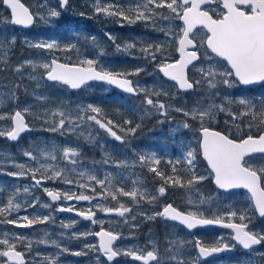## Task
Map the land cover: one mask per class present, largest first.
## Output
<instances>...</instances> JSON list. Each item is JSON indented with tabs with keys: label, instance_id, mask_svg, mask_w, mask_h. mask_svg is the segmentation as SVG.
Listing matches in <instances>:
<instances>
[{
	"label": "rangeland",
	"instance_id": "374dc122",
	"mask_svg": "<svg viewBox=\"0 0 264 264\" xmlns=\"http://www.w3.org/2000/svg\"><path fill=\"white\" fill-rule=\"evenodd\" d=\"M26 4L32 11L37 9V6L44 3L45 0H25ZM49 8L59 9V0H46ZM101 4L114 3L115 0H100ZM128 0H121V4H127ZM93 0H69V5L60 11L59 17H52L46 21L38 20L35 25L30 29H19L13 25H4L0 27V41H3L4 48L0 49V54L5 56V61L0 62V65L5 69L8 74L7 79L0 83V115L11 114L15 110L23 109L26 106H31L30 114L25 117L28 119L31 126V130L18 142H11L7 137H0V173L17 171L13 167V163L23 164L25 167L37 168L39 164H53L61 169H64V176L62 179H43V182L39 186L33 187V180L31 176H23L20 178H14L8 175L0 174V204L6 201L7 197L12 194L14 189H19V193L16 195V203L21 204V210L14 212L8 219H15L18 216L23 217L25 215L32 218L33 216L51 215L52 219L46 224H37L30 229L17 228L12 225L0 223V234L3 233H16L26 236L28 239L37 241L44 238V233H48L49 239H55L62 247H68L69 252L59 256L58 264H108L102 260L98 251L89 250L87 255L75 256L72 252L81 251L84 244L98 245V241L94 235H88L86 238L79 240L71 239L73 234L80 235L82 233H93V227L107 228L113 232H122L125 228L136 229L139 228L137 220H142L143 223L147 220H154L156 222L159 216H155V213L161 212V209L165 206L167 200H174L177 205L181 206L185 210L199 211L207 217L214 218L216 215H222L224 212L231 209L240 210L239 214L245 215L250 218V223L253 222L252 218L255 216L253 212V204L248 192L240 190L235 191V194L224 193L216 190L214 193L205 199L204 203H200V196L191 190H183L179 196H175L170 192L169 195L159 196L156 189L147 186L144 177H141L136 168L145 166L147 169L151 165H137L135 167L116 168L114 162H120L128 160L131 164L133 161H137V153L152 152L156 153V157L161 160V163L156 166L157 171H161L166 175L164 171V165L166 161L172 160L175 163L180 160L181 163L177 164V171L181 167H185L183 163L182 153H186L189 148L196 150L195 146L199 144L200 136L199 130L193 129L191 123L185 120L186 117L181 112L176 111V108H184L190 110L198 105L215 102L220 103L221 97L228 96L233 100L240 97L254 98L256 100L264 99V84L255 87L254 91H248V89L242 88L238 83L231 88H225L222 85H218L220 96L214 97L210 100L207 96V85L202 83L200 90L192 93H180L177 86L163 79L160 73L157 71L158 65L161 62L159 56L157 60H152L146 55L141 54V49L148 47L149 45H163L165 47L164 56L169 58V62L177 59V45L170 38L165 36V32L160 29L173 31H179L182 27V22L178 20L166 21L158 19L153 26L151 23L137 22L135 24H128L126 21L114 18L106 17L103 14H96L93 11ZM222 10L218 8L217 11ZM165 16L169 15L166 9H160ZM83 13V15H81ZM40 15H45L44 11L40 12ZM0 18L10 19V15L7 14L6 8L0 3ZM111 19L117 25L113 27L109 25L105 20ZM109 34L115 38L110 40ZM205 30H200L198 35L203 36ZM15 37V43L9 44L10 38ZM92 37H95V44L92 43ZM51 41L55 40L61 46L66 44H75L79 49V55L73 51L64 53L62 51H55L53 54H48L40 49L33 48L30 45L38 43L39 41ZM20 43V45H18ZM134 45L133 48L126 51H118L117 45L121 49H125L126 45ZM102 50L103 55L98 58L100 69L103 67L106 70L123 73L125 77H131L134 79L137 89H144L140 93H145L150 96H157L156 93H160L167 101L163 102L168 111L167 115H172V112L184 116L177 120L173 118H167V115H161L159 112L152 110L148 105L142 106L137 100H131L128 96H122L121 94L114 92L113 88L106 84L91 83L86 85L79 92L73 93L67 86L60 85L58 83L49 82L47 80L39 81V88L37 87V80L30 79V75H37L41 77L44 75L42 68L33 70L31 67H25L20 73L14 71L15 67L21 64L25 60H33L37 63L42 62L45 58L48 60L52 58H58L66 63L75 62L77 59H94L97 58V52ZM202 59L201 63L196 67H208V63L205 60L204 53L209 56L212 54L208 49H201ZM176 54V56H175ZM70 57L71 60L65 58ZM213 67L219 73L226 72L230 67L228 64L213 57ZM142 69L138 74L137 69ZM192 70V76L195 75L196 79H200V75ZM6 75V74H5ZM191 76V77H192ZM12 77V78H11ZM218 79L220 77H217ZM231 79V78H230ZM19 87H16V86ZM17 89V90H16ZM17 91V92H16ZM19 92V93H18ZM15 93V97H13ZM167 93V95H164ZM46 97L45 100H38L37 97ZM156 100V99H155ZM99 107L102 112L98 118L104 120H112L114 124L119 125L120 128L127 132V127L124 126L125 120H131L132 124L128 127H135L137 124L139 127L136 129L134 135L130 138L125 136V143L111 138L103 129H100L95 124L82 125L76 132L68 131L66 134L62 132L50 131L49 123L45 121L49 118L44 116L46 110H55L60 107L63 111H70L74 115L76 109L80 105H88ZM226 107H231L234 112L243 111L239 105L233 103L231 106L225 104ZM162 117V121L166 125L161 124L157 127L158 134H145V132L136 137L144 128V121H150L153 117ZM248 118H245L247 121ZM194 121L192 119H189ZM227 120V124L225 121ZM198 122V121H196ZM223 122V126L226 127V133L228 128H233V134L235 130L232 121L224 113H219L216 117L214 124ZM162 123V122H161ZM183 123H188L190 127L185 129L182 127ZM199 123V122H198ZM253 123H256L255 121ZM239 127L242 129L245 127L244 123L238 122ZM208 125V124H206ZM11 121H0V129H10ZM258 127V125H257ZM120 135L121 131L117 128H113ZM241 134V133H238ZM85 144L96 146L103 159L98 164L94 162H82L80 160L81 151L85 148ZM55 146L58 151L56 152V160H44L39 159V164L33 162L28 157L24 156L25 151H32L33 155H38L41 149L45 151H51ZM65 148H74L79 152V156L76 158L77 163L75 165L64 160L62 157V150ZM109 161V162H108ZM264 162L261 157L257 156L253 161L254 164H260ZM169 170L172 171V166L169 165ZM84 172L85 175L81 176L80 173ZM210 170L201 171L199 174L207 177L202 182L213 178L209 174ZM87 174L95 175L98 179L110 178L112 186L108 188L109 191H113L116 188H124V191H131L133 188L138 190H145L150 196H155L156 199L151 203L150 199L146 197L140 199L139 202L133 203V201L126 196L117 195V199L113 200L107 192L103 197L98 194L103 190L99 184H93L87 180ZM43 176H50L51 171L38 172L36 174L37 179H41ZM64 179L71 180V184L64 183ZM144 181V182H143ZM81 184H90L95 187L97 199L91 201H68L63 199V196L57 204L51 202L47 197L44 189L57 191L60 193L67 192L69 194H85L92 196L94 193L90 188L85 189L79 187ZM27 186L30 188V193H24L23 189ZM107 187V184H106ZM204 188V187H203ZM205 193H207L205 191ZM37 199L38 203L35 208L27 207L25 205L30 203L33 199ZM191 199L192 203H189ZM123 204L125 207L132 209V212L126 214L125 217H119L115 213H104L99 210L98 205L106 208H115ZM43 205H49V207H42ZM197 205L199 207H197ZM61 206L81 208L85 211L91 209L95 213V220L102 223L85 222L78 218L64 214L63 211H57ZM154 216L153 219L148 217ZM135 217V219H133ZM133 220V221H132ZM227 220V219H226ZM234 220V219H233ZM231 220V221H233ZM70 228H63L62 224H72ZM127 221V222H125ZM161 221V220H160ZM23 222V221H21ZM165 223L164 221H161ZM244 222L248 223V220ZM259 228L263 232L264 222L258 224ZM152 228V227H149ZM169 234H171V241H177L176 247L181 252V257L187 264H258L254 262V258L245 256L241 259H235V256H224L219 259L209 260L205 263H200L192 255L189 254V247L185 244L194 240L205 241L208 246H216L224 241L227 244L232 245L233 234L228 231H209L207 233H194L188 234L182 232L179 226L176 224L167 225ZM257 230V229H256ZM258 231V230H257ZM63 237V239H61ZM157 239L154 230L150 231L143 240L154 242ZM179 241H183L182 245ZM175 247V248H176ZM118 248L121 250L128 249H141L138 246L136 239L133 235H125L118 243ZM19 250L25 251V254L29 261H32L36 253L40 254V257H36V264H40V258L44 256H53L57 249L50 244H37L33 243L32 251L29 253L24 245L18 247ZM264 253V249H261L250 256L255 258ZM97 256H100V260L97 261ZM263 256V255H262ZM4 258H0V264H3ZM204 262V261H203ZM47 264V262H45ZM113 264H134L131 260L120 261ZM170 264H174L171 262ZM259 264H264V259L259 261Z\"/></svg>",
	"mask_w": 264,
	"mask_h": 264
},
{
	"label": "snow or ice",
	"instance_id": "6c2138e0",
	"mask_svg": "<svg viewBox=\"0 0 264 264\" xmlns=\"http://www.w3.org/2000/svg\"><path fill=\"white\" fill-rule=\"evenodd\" d=\"M0 3L10 12V19L0 18V27L4 25L29 27L38 20L46 21L52 17H59L60 11L69 5V0H59L60 10L49 8L46 0L44 3L38 5L35 11L26 7L21 0H0ZM220 6H222V10L217 11ZM92 7L96 14L114 17L126 21L128 24L144 22L146 24L151 23L154 26L158 19L166 21L178 20L182 22V27H180L178 32L172 29H160V31L165 32L166 38L170 37L177 45L176 51L179 53V59L169 62V58L164 56L166 49L160 44L155 46L149 45L141 49V54L146 55L152 60H157L159 56L161 62L158 65V70L163 76L176 82L180 90L197 92L200 90L202 83H204L208 89L207 96L212 100L214 97L220 96L218 85L231 88L237 82L244 85L264 82V0H128L127 4H121V0L105 4H101L100 0H93ZM160 9H166L169 15L165 16L163 12L159 11ZM41 11H44L45 15H40ZM200 30H206L203 36L198 35ZM108 38L113 41L115 40L110 34ZM12 43H15L14 36L9 40V44ZM92 43L95 44V37H92ZM30 46L53 55L57 50L64 53L75 51L79 55V49H77L75 44L61 46L55 40H41ZM133 47L134 45L129 44L126 45L125 49H121L117 45V50L126 51ZM3 48L4 43L0 41V49ZM201 49H209L212 54V56H209L207 53L203 54L208 63V67L206 68L196 67L197 64L202 62ZM100 55H103L102 50L97 52V58L77 59V61L70 63H61L58 58L50 60L45 58L40 63L33 60H25L16 66L14 71L20 73L25 67H31L33 70L42 68L44 70L43 76L30 75V79L38 81V88L40 86L39 81L42 80L56 82L71 89H80L88 81H99L115 85L122 92L130 95H137L138 91H145L144 89L138 90L133 87L131 80L121 78L124 75L123 73L109 71L103 67L98 71V58ZM213 57L227 62L230 68L222 74L217 72L213 67ZM65 58L71 60L70 57ZM4 61L5 56L0 54V62ZM189 66H192V69L200 75V79H196L195 75L189 77ZM141 70L138 68L135 74H138ZM217 77L220 78L218 79ZM16 87L19 86L17 85ZM12 95L15 97V93ZM156 95L159 96L160 93H156ZM164 95H167V93H164ZM37 99L43 101L46 97L40 96ZM221 101L220 103L213 101L202 106L198 105L190 110H185L184 108H176L175 110L200 123V152L210 166L209 174L214 176V183L217 189L223 190L226 193L239 188L247 189L251 193L254 207L258 210L259 215L264 217V186H262L264 184V162L260 164L253 163L257 156L264 160V99L256 100L254 98L240 97L233 100L231 97L224 96L221 97ZM144 103L161 115H167L168 109L166 105L159 100L154 101L153 96L146 95ZM233 103L239 105L244 110L234 112L231 110V107L225 106V104L231 106ZM30 107L26 106L23 109L15 110L11 114L0 115V121H11L10 129H0V137H7L12 141H16L21 133L30 131L31 129L25 120V116L30 114ZM101 112V108L88 104L78 106L75 115L70 111L61 110L60 107L55 110H46L43 115L49 118L45 122L49 123L50 127L48 130L50 131H60L62 134H66L68 131H78L82 125L95 124L100 129H103L111 138L122 144L126 142L125 136L134 135L136 129L139 127L138 124L135 127H128L132 124V121L125 120L124 126L127 127V132H124L112 120L105 122L98 118ZM219 113H224L229 117L233 126H235V132L242 134L237 138H230L233 134V128H228V134H224L206 126V124L215 122ZM245 118H248L247 121H245ZM254 121L256 123H253ZM238 122L244 123L245 127L241 129ZM225 123L227 124V120ZM114 127L121 131L120 135L117 134V131L113 130ZM182 127L188 129L190 125L183 123ZM254 131L256 132L255 135L252 134ZM57 151L58 149L53 146L51 151L41 149L38 155H33L32 151H25L23 155L39 164L40 158L55 161ZM78 156L79 152L74 148L62 150L63 159L73 165L78 162L76 159ZM136 156L138 160L133 161L131 164L128 160H124L114 162V166L116 168L127 169L135 167L137 163L139 165H151L148 170L164 179V186L156 189L159 196L165 195L168 185L179 188L187 187L190 191H198V189H195V186L207 179L204 175H197V155L195 150L191 148L186 153H182L183 163L190 174V178L187 180H184L183 176L177 173L176 165L181 163L180 160H177L175 163L172 160L166 161L167 164L172 166V175L165 177L163 172L157 171L156 166L161 163V160L156 157L154 151L137 153ZM13 167L17 171L0 174L14 178L31 176L33 187L41 185L42 180L45 178L62 179L64 176V169L53 164H39V167L33 169L25 167L23 164L13 163ZM49 170L51 171L50 176L45 177L42 175L41 179L36 178L38 172H47ZM80 175L84 176L85 173L82 172ZM87 180L101 186L103 191L98 194L100 197H103L104 193L107 192L113 200H116L119 194L129 197L133 203H138V197L144 199L150 196L145 190L135 188L131 191H124V188L121 187L109 191L108 188L112 186V181L108 177L98 179L95 175L87 174ZM64 183L71 184L72 181L64 179ZM79 187L90 188L94 195L60 193L47 188L44 189V192H46L52 201H58L62 196L63 199L68 201H91L97 199L95 187H92L90 184H81ZM2 190L0 189V191ZM19 191L18 188L14 189L6 201L0 204V223L6 222L8 225L17 228H32L37 224L49 223L52 219L51 215L42 217L36 215L32 218L25 215L23 217L18 216L15 219L7 218L12 213L21 210V204L14 202ZM23 191L24 193H30L31 190L25 186ZM155 199V196H150L148 202L151 203ZM204 202L205 199L201 197L200 203ZM37 203L38 200L34 198L30 203L25 205V210L27 207L35 208ZM189 203H192L191 199H189ZM42 207L47 208L49 205H43ZM98 207L101 212L115 213L119 217H125L126 214L132 212L131 208L125 207L123 204L115 208H106L100 205ZM197 207L199 206L197 205ZM57 211L73 212L74 209L72 207L66 208L61 206ZM239 211L229 208L222 215H216L214 218L208 219L204 217L202 212L189 211L185 213L174 208L172 204H167L164 206L162 212L155 213L154 215L171 221H178L180 224L186 226L187 229H193L197 226L219 225L234 230L233 240L235 243L232 245L222 243L219 247H204L201 246L199 241H196L198 256L209 257L220 252L231 251L236 247L237 243L245 250H253L254 246L264 245V233L250 230V218H247L243 214L238 215ZM76 215L92 223H102L94 219L95 213L91 209L88 211H78ZM153 218L154 216L148 217V219ZM234 218H238L241 223H225L226 219L231 221ZM245 220H248V223L244 222ZM74 223L75 221L72 224H62V227L70 228ZM88 235L98 237L99 244H84L81 251L72 252V255L83 256L87 255L89 250H94L102 253L108 264H111L118 256H128L133 260L143 262V264H165V258L158 255V249L155 245L152 246V250L146 252L141 249L121 250L114 248V242L121 239V236L119 233L113 231L101 229V231L94 234H73L71 239L79 240L86 238ZM33 243L50 244L57 249V252L53 256L40 258V264H45V262L47 264H58L59 256L69 252L68 247H62L57 240L49 239L46 232L44 233V238L37 241L30 240L26 236L16 233H3L0 234V258H4L3 264H36L35 258L40 257L39 253H36L33 260L29 261L25 258V251L18 250L20 245H24L30 253ZM171 243L176 245L177 241H172ZM183 243V241H179L180 245ZM261 255H264V253ZM179 257H181V252L178 247L171 250L168 254V260L174 262V264H187L184 259ZM96 259L99 261L100 256H97Z\"/></svg>",
	"mask_w": 264,
	"mask_h": 264
},
{
	"label": "flooded vegetation",
	"instance_id": "af4514ba",
	"mask_svg": "<svg viewBox=\"0 0 264 264\" xmlns=\"http://www.w3.org/2000/svg\"><path fill=\"white\" fill-rule=\"evenodd\" d=\"M220 8L222 9V6H220ZM215 17V16H214ZM216 18V17H215ZM209 51V50H208ZM210 52V51H209ZM211 53V52H210ZM201 57H202V53H201ZM258 86H260V85H258ZM254 89H255V87H253V88H250V89H248V91H254ZM187 119H191V118H186L185 120L187 121ZM28 120V119H27ZM30 125V124H29ZM213 128V127H212ZM30 129H31V126H30ZM86 145H88V144H85V147H86ZM91 147H93V149H92V156H93V160H91V161H87V162H94V161H97L98 162V164L99 163H101V160L103 159V157L101 156V154H100V152H99V149L96 147V146H93V145H90ZM94 148L96 149V151L94 150ZM85 149V148H84ZM83 149V150H84ZM82 150V151H83ZM81 151V152H82ZM195 152H196V155H197V163H196V173H197V175H200L199 173L201 172V171H206L207 172V170H210L209 169V166H208V164H207V162L203 159V157H202V153L200 152V149H196L195 150ZM96 158V159H95ZM83 162V161H82ZM109 162V161H108ZM142 167H145V166H142ZM142 167H139V169H141ZM147 168V167H146ZM164 171L165 172H167L166 173V175H165V177L166 176H169V175H172V171H170L169 170V166H168V164H165L164 165ZM161 172V171H160ZM177 173L178 174H180V175H182L183 176V178H184V180H187L188 178H190V174L187 172V169H186V167H181L178 171H177ZM140 176L141 177H144V176H142L141 174H140ZM154 177L157 179L156 180V183H158L157 184V186L156 185H153V184H151L152 183V181L150 180V179H148V178H146V177H144L145 179H147V181H146V185H148V186H150V187H152V188H154V189H158L159 187H161V186H164V179L161 177V176H157L156 174H154ZM144 182V181H143ZM43 183H45V181L43 182ZM208 183V180L207 181H205V182H201V183H199V184H197L196 186H195V189H198V191H195V190H192L195 194H196V196H200V197H203L204 199H206L208 196H207V193H205V191L207 192V190H206V184ZM263 186H264V184H262ZM204 187V188H203ZM178 188L179 187H172L171 185H168L167 186V190H166V195H169V193L171 192H173L174 193V195L175 196H179V194H181V192L183 191V190H189L187 187H185V188H181V190H178ZM238 191H240V190H238ZM243 191H245V190H243ZM216 192H217V190H216ZM247 192V191H246ZM231 194H235V191H233V192H231ZM249 194V193H248ZM250 195V194H249ZM250 198H251V195H250ZM251 201H252V198H251ZM165 205H167V204H172V205H174L175 207H177V208H179L180 210H183V211H187V212H189V210H185L184 208H182L181 206H179V205H177L176 204V202L174 201V200H167L165 203H164ZM252 204H253V202H252ZM73 209H76L77 211H85L84 209H81V208H73ZM162 210H163V208L161 209V212H162ZM253 212H254V217L252 218V221L253 222H251V223H249V229L250 230H253V231H255V232H259V233H264V228H262L263 229V232L261 231V229L259 228V226H258V224H262L263 222H264V217L263 218H260V217H258L257 216V214H256V212H255V209H254V206H253ZM67 215H69V214H67ZM69 216H72V215H69ZM96 216V215H95ZM72 217H75V218H78V219H80V220H82V221H85V222H90V221H88V220H86V219H84V218H82V217H78L77 215H75V216H72ZM205 218H210V217H207V215H205L204 216ZM94 219H95V217H94ZM164 221L167 225H169V224H176L177 226H179L180 227V229L182 230V232H184V233H188V234H194V233H207V232H209V231H228V232H231L232 234H233V237H234V232L232 231V230H225V229H216V228H209V229H205V228H202V227H198V228H195V229H192V230H190V229H187L186 227H184V226H182L181 224H179V223H176V222H170V221H167V220H165V218H163V217H161V216H159V218L156 220V221ZM133 221V220H132ZM149 221V220H148ZM150 221H154V220H150ZM160 221V222H161ZM233 222L235 223V222H237V223H241V221L238 219V218H234V220H233ZM92 223V222H91ZM136 223H138L139 224V228H136V229H130V228H125L122 232L120 231V232H118L119 234H120V236H121V239H119L116 243H115V245H114V248H118V243L120 242V240H122L123 239V237L125 236V235H127V234H129V235H133L134 236V238L136 239V241H137V244H138V246H140L141 247V250H144L145 252L146 251H150V250H152V246L153 245H155V247L158 249V255H160V256H162V257H164L165 258V264H170L171 263V261H169L168 260V254H169V252L171 251V250H173L175 247H176V245H173L171 242V239L170 238H172V236H171V234H169V231H168V229H167V225H166V228L165 229H156V228H143V226L145 225V224H147L146 223V221H145V223H143V221L142 220H137V222ZM93 225L95 224V223H92ZM100 229H103V228H99V227H97V226H95V227H93V230H94V233H96V232H98ZM104 229H107V228H104ZM258 231H257V230ZM107 230H109V229H107ZM152 230H154V232L156 233V237H157V239L154 241V242H150V241H147V240H143V238L150 232V231H152ZM115 233H117V232H115ZM95 236V235H94ZM95 238H96V236H95ZM97 239V238H96ZM196 241H199L200 242V244L201 245H204V246H208V244H206V242L205 241H202V240H194V241H192V242H189V243H187V244H185V245H187L190 249H189V254L190 255H192L194 258H196L197 260H200L199 262L201 263H205V262H207V261H209V260H214V259H219V258H222V257H224V256H235V259H241V258H243V257H245V256H249V257H252V258H254V262H257L258 264H259V261L261 260V259H264V255L262 256L261 254L259 255V256H257L256 258L252 255V256H250L251 255V253H255V252H257V251H259V250H261V249H264V245H258V246H256V247H254V249L253 250H244L243 248H241V247H239V245H238V243L236 244V247H235V252H233V253H229V254H224V255H222V256H219V257H217V258H211V259H209V260H207V259H203L202 257H199L198 256V250H197V247H196ZM234 241V240H233ZM223 243H227L226 241H224ZM235 243V242H234ZM222 245V243L221 244H219V245H216V246H210V247H219V246H221ZM26 255V254H25ZM100 255H101V258H102V260H104L106 263H108L107 261H106V258L103 256V254L102 253H100ZM127 259H129V260H131L132 261V263H134V264H143V262H141V261H136V260H133L131 257H128V256H120V258L119 259H117V260H115V261H112L111 262V264H113V263H118V262H120V261H125V260H127ZM204 261V262H203Z\"/></svg>",
	"mask_w": 264,
	"mask_h": 264
},
{
	"label": "trees",
	"instance_id": "16d2710c",
	"mask_svg": "<svg viewBox=\"0 0 264 264\" xmlns=\"http://www.w3.org/2000/svg\"><path fill=\"white\" fill-rule=\"evenodd\" d=\"M7 14L9 15V12L7 11ZM109 25L113 26V27H117V25L113 22V20L111 19H107L105 20ZM18 45H20V43H18ZM176 56V54H175ZM6 74V75H5ZM8 77V74L5 72V69L0 65V83L3 81H5ZM12 78V77H11ZM17 90V89H16ZM114 92H117L115 89H113ZM17 92V91H16ZM19 93V92H18ZM118 93V92H117ZM121 94V93H119ZM122 96H124V94H121ZM147 94L145 93H140L138 96H128L130 97L131 100H137L141 103L142 106L146 107V104L144 103L145 101V96ZM154 98V101L155 99L156 100H159V101H167L166 98H164L162 95H159V96H153ZM173 113V112H172ZM167 118H173L175 120L179 119V118H182V116L178 115V114H172V115H167ZM162 122V123H161ZM191 122V125H192V128L193 129H196L198 130L200 128V123L196 122V121H190ZM161 124H164L166 125L165 122L162 121V117H153L150 121H144V128L136 134V137L138 135H141L145 132V134L149 133V134H158L159 133V130L157 129L158 126H160ZM213 125H211L212 127L216 128V129H219L221 131H224L226 132V127L223 126V123H219V124H214V123H211ZM244 128V127H243ZM242 128V129H243ZM242 134V133H241ZM241 134H238L237 132H235V134H232V137L233 138H237L239 135ZM253 135L256 134V132L254 131L252 133ZM127 138H130V136H127ZM196 149H199V146L198 144L195 146ZM92 149L93 147H91L90 145H86L85 149L81 152V157H80V160L83 161V162H87V161H91L93 160V156H92ZM94 150L96 151V149L94 148ZM96 159V158H95ZM136 170L138 171L139 174H141L142 176L150 179L152 181L151 184L153 185H156L158 183H156V178L154 177V174L153 172H150L146 167H142L141 169L139 168H136ZM167 173V172H165ZM165 176V175H164ZM148 186V185H147ZM178 190H181V188H178ZM206 190L208 192V195H211L212 194V191L214 190L213 188V184H212V180L209 179L208 180V183L206 184ZM147 224H145L143 226V228H149V227H152V228H156V229H165L166 228V223H162L160 221H156V222H151V221H146Z\"/></svg>",
	"mask_w": 264,
	"mask_h": 264
},
{
	"label": "water",
	"instance_id": "95a60500",
	"mask_svg": "<svg viewBox=\"0 0 264 264\" xmlns=\"http://www.w3.org/2000/svg\"><path fill=\"white\" fill-rule=\"evenodd\" d=\"M21 2L22 3H24L25 4V6L26 7H29L27 4H26V2H25V0H21ZM4 6V5H3ZM5 7V6H4ZM6 8V7H5ZM30 8V7H29ZM7 9V8H6ZM30 10H31V8H30ZM206 10V9H205ZM10 13V12H9ZM215 18V17H214ZM35 24H33L32 26H29V27H24V26H16V27H18V28H21V29H30V28H32L33 26H34ZM206 31V30H205ZM177 54H178V59H179V53H178V51H177ZM59 62H61V63H66V62H63V61H61V60H59ZM190 67L191 66H189V69H190ZM97 70L99 71L100 69L99 68H97ZM160 72V71H159ZM160 74L162 75V77L165 79V80H167V81H169V82H171V83H174V84H176V82H174V81H172V80H170L169 78H167V77H165V76H163V74L160 72ZM188 75H189V73H188ZM121 78H126V79H129V80H131L132 81V85H133V87H135L136 88V86L134 85V83H133V79L132 78H128V77H125V76H122ZM48 81V80H47ZM49 82H52V81H49ZM93 82H96V83H105V82H99V81H88L87 82V84L86 85H88V84H90V83H93ZM260 83H262V82H256V83H252V84H248V85H244V84H242V83H239L242 87H245V88H248V87H252V86H255V85H257V84H260ZM107 84V83H106ZM109 85V84H108ZM85 86V85H84ZM84 86H82L80 89H71L70 87H69V89L71 90V91H73V92H77V91H80ZM111 87H113L114 89H116L118 92H120V93H124V92H122L117 86H115V85H110ZM177 86V85H176ZM177 89H178V91L179 92H191V91H184V90H180L179 88H178V86H177ZM124 94H127V93H124ZM128 95H130V94H128ZM139 95V91H138V94L137 95H131V96H138ZM25 120H26V122H27V119H26V117H25ZM214 129V128H213ZM214 130H216V131H220V130H218V129H214ZM28 131H25V132H23V133H21L20 134V136H19V138L16 140V141H13V142H17V141H19V139H21L26 133H27ZM220 132H222V131H220ZM224 133V132H223ZM224 134H226V133H224ZM231 138V137H230ZM12 141V140H11ZM203 157V156H202ZM203 159L206 161V159L203 157ZM207 162V161H206ZM208 164V163H207ZM209 166V165H208ZM209 169H210V166H209ZM43 181V180H42ZM213 184H214V186H215V188H217V186L215 185V183H214V177H213ZM234 190H247V189H244V188H239V189H234ZM234 190H231V191H234ZM51 191H53V190H51ZM220 191H223V190H220ZM230 191V192H231ZM248 191V190H247ZM224 192V191H223ZM249 192V191H248ZM250 193V192H249ZM250 195H251V193H250ZM48 197V196H47ZM48 198H50V197H48ZM51 199V198H50ZM52 201V200H51ZM52 202H54V203H57L58 201H52ZM253 205H254V201H253ZM174 208H176L175 206H173ZM255 208V207H254ZM177 210H179L178 208H176ZM179 211H181V210H179ZM255 211H256V213H257V215H258V217H260V218H263V217H261L260 215H259V213H258V210L255 208ZM65 213H67V214H70V215H76V212H78L77 210H75L74 209V211L73 212H67V211H64ZM181 212H184V211H181ZM185 213H187V212H185ZM167 221H171V220H168V219H166ZM175 222H178V221H175ZM228 222H230V221H225V223H228ZM179 223V222H178ZM235 223H237V222H235ZM182 225V224H181ZM184 226V225H183ZM184 227H186V226H184ZM198 227H202V228H205V229H208V228H220V229H226V230H232V229H228V228H225V227H223V226H219V225H210V226H197L196 228H198ZM25 229H30V228H25ZM193 229H195V228H193ZM103 230H105V231H109V230H107V229H104L103 228ZM190 230H192V229H190ZM99 231H101V229L99 230ZM98 231V232H99ZM233 232H234V230H232ZM98 238V237H97ZM98 241H99V238H98ZM118 241V240H117ZM117 241H115L114 242V245H115V243L117 242ZM239 245V244H238ZM201 246H204V245H201ZM204 247H206V246H204ZM239 247H241L242 248V246H240L239 245ZM254 247H256V246H254ZM245 250V249H244ZM233 252H235V248H233L231 251H224V252H220V253H217V254H214V255H212V256H209V257H202L203 259H210V258H213V257H219V256H222V255H224V254H229V253H233ZM26 258V257H25ZM120 258V256H118L115 260H117V259H119ZM27 260V259H26ZM114 260V261H115Z\"/></svg>",
	"mask_w": 264,
	"mask_h": 264
},
{
	"label": "bare ground",
	"instance_id": "6f19581e",
	"mask_svg": "<svg viewBox=\"0 0 264 264\" xmlns=\"http://www.w3.org/2000/svg\"><path fill=\"white\" fill-rule=\"evenodd\" d=\"M98 68V67H97ZM18 142V141H17Z\"/></svg>",
	"mask_w": 264,
	"mask_h": 264
}]
</instances>
